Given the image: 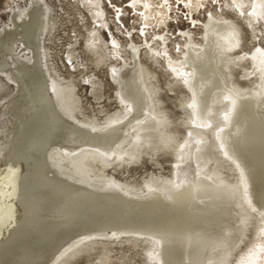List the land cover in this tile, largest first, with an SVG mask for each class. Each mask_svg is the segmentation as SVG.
Here are the masks:
<instances>
[{
	"label": "bare ground",
	"instance_id": "obj_1",
	"mask_svg": "<svg viewBox=\"0 0 264 264\" xmlns=\"http://www.w3.org/2000/svg\"><path fill=\"white\" fill-rule=\"evenodd\" d=\"M233 2L243 16L229 7L199 18L195 38L184 39L196 45L187 61L170 52L192 73L189 92L146 49L133 61L127 45L143 38L115 36L122 55L113 57L97 27L112 21L103 0L4 1L0 76L12 82L0 79V170L19 171L5 189L15 224L0 227V264H264V56L253 60L248 42L253 29L264 32V0L218 5ZM17 7L23 21L14 19ZM140 10L151 31L159 9ZM241 33L248 39L230 49ZM59 44L68 76L55 65ZM193 93L196 124L210 127H192L185 108ZM160 157H169L168 173L147 171L136 184L124 175L144 159L160 168Z\"/></svg>",
	"mask_w": 264,
	"mask_h": 264
},
{
	"label": "snow or ice",
	"instance_id": "obj_2",
	"mask_svg": "<svg viewBox=\"0 0 264 264\" xmlns=\"http://www.w3.org/2000/svg\"><path fill=\"white\" fill-rule=\"evenodd\" d=\"M20 0H17V4H19ZM109 7L114 12V17L112 18L111 23H104L99 24L97 27H99L102 30H105L108 35V43L111 45L113 50V57L117 60L121 58V55L119 53V43L115 36H124L127 39H132L135 35L137 38H143V44L139 45V47L135 44L129 43L127 47L131 50L133 53V61L138 59V56L136 53L142 48L146 49L148 51V54L155 58L156 60L162 59L164 64L167 66L168 70L171 72V77L169 79L173 80L175 86L177 89L180 88H186L188 91H191L190 80L189 76L192 75L189 71H186L182 67V61L180 59L173 60L172 56L170 55V52H174L177 57H181L182 60L187 61L188 59V48L196 47V45H190L189 43H184V39L187 38L189 41L195 38L194 34L199 29L200 26V19L204 15H206L209 19L213 16V9L217 12H221L224 9H227L231 7L234 11H237L240 13L241 16L244 15L241 5L236 4L233 2L231 6H229L227 3L223 5H218V0H196L195 3V12H193V0H159L158 4L151 5L148 3V0H127L125 3L124 0H116L115 3H113V0H109ZM143 9H149L152 7H155L159 9L156 13V17L158 18V22L152 25L151 31L149 30V26L144 23V20L147 19L145 17V12L143 10L138 11V8ZM255 8V4H253V9ZM130 10V11H129ZM207 10V11H205ZM15 11L18 13L17 16L14 17V19H19L23 21L25 17V11L21 10L19 7L15 9ZM254 13L250 12L249 16L253 15ZM99 15V13H97ZM139 16L142 18L141 20L137 21L136 17ZM125 20H128V25L125 26ZM139 25V31L136 32V26ZM169 25H172L171 30H169ZM186 25V27H184ZM114 26V27H113ZM258 27V25H256ZM249 27L251 26V22H249ZM4 31H8L7 27H3ZM159 33L157 35H152V32ZM151 36V39L148 37ZM253 39L249 40V43H254L256 47L253 49L252 52V59H256V54L259 53L262 56H264V32L256 33L253 29L252 31ZM247 35L244 33L240 34L239 39L236 40L235 43H231L229 48H236L239 49L243 42L247 40ZM208 36L207 32L205 31V41L207 42ZM171 41H176L174 44H172L171 48H169V43ZM94 42H89V45L85 46V49L82 50V54L87 56V48L90 45H93ZM154 45H158V47H155ZM23 45L20 46L19 49H17L18 52H22ZM225 53H221L223 56ZM45 58L49 55L48 52L44 53ZM69 64H72L73 62L71 60L68 61ZM229 69L230 65L225 64L221 71L223 74V80L224 83L227 84L229 76ZM115 69H112V74L115 77ZM18 76L21 74H17ZM0 79L6 80L8 84H11V78L9 77H3L0 76ZM17 85L19 86L20 80H16ZM85 84L88 83L87 80L84 81ZM117 97H120V93L117 92ZM228 97L225 96V100H227ZM6 102V101H5ZM120 103L124 106L125 111H131V105H128L125 103L123 99H120ZM181 107H184L183 105ZM188 109H191L192 111L189 113L191 117V124L193 128L196 127H210V125L204 124V125H197L196 124V104H195V94L193 93V100L192 102L188 103L185 111ZM130 119V117H129ZM225 119H227V116H225ZM113 124H116V121H112ZM127 123V121H125ZM179 121H177V127L179 129ZM121 127L123 125H120ZM217 133L221 131V129H216ZM189 137H191L192 132L189 131L187 133ZM217 140H219V136H217ZM181 149H183L184 145H180ZM219 149L221 152H223L224 156L228 159H231L228 152L225 151L224 144H219ZM112 155V154H109ZM117 159H120V157H117ZM233 163L236 165V168L239 169L240 165L236 163V161H233ZM173 167H180L179 164L172 165ZM19 171L18 168L13 167L11 164H6L5 167L0 170V227H3L5 225L11 227L15 224V215H14V209L13 205L11 204H5L4 197L5 195H12V193H6L5 189L8 186H12L15 188L16 185V173ZM241 178L243 179V174L241 175ZM175 187V185H174ZM264 206V205H262ZM6 209V211H5ZM115 236V233H113ZM261 255H264V250H261ZM154 264H164V262L158 261L154 262ZM253 264H262L260 261V258L257 257L255 261H253Z\"/></svg>",
	"mask_w": 264,
	"mask_h": 264
},
{
	"label": "rangeland",
	"instance_id": "obj_3",
	"mask_svg": "<svg viewBox=\"0 0 264 264\" xmlns=\"http://www.w3.org/2000/svg\"><path fill=\"white\" fill-rule=\"evenodd\" d=\"M4 1L5 0H0V23H2L5 19H6V17H5V10H6V8H4L3 9V7H4ZM116 2V0H113V3H115ZM124 2L126 3L127 2V0H124ZM173 2H174V0H173ZM103 5H104V7H105V9H106V11H107V15H108V17L109 18H113L114 16V12H113V10L109 7V0H103ZM130 11V10H129ZM113 16V17H112ZM200 19H202V18H200ZM110 23H111V21H110ZM128 25V20H125V26H127ZM170 26V25H169ZM69 27V25H67L66 26V28L65 29H70V28H68ZM171 27H172V25H171ZM184 27H186V25H184ZM136 29H137V27H136ZM60 30V29H59ZM58 30V32H60ZM70 33H72V31H70ZM104 33H105V31H104ZM107 33V32H106ZM105 33V36H107V34ZM63 36V35H62ZM62 39V38H61ZM124 39V38H123ZM63 42H65V37L63 36ZM54 49H56V52H57V56L54 58V60H55V65H56V67H57V69L59 70V72L62 74V75H64V76H68V74L70 73V71H69V69H70V65H65L63 62H62V60H61V57H60V55L62 54V50H63V46H61V44H59L56 48H54ZM59 52V53H58ZM64 58V59H63ZM62 59L65 61H67L68 62V60L66 59V57H63ZM69 68V69H68ZM99 74H101V73H99ZM80 85H81V81H80V83H79ZM79 87V93L82 95V98H85V90H84V88H80L81 86H78ZM106 93H108V94H110L111 93V89H108V88H106ZM88 99V97L86 98V99H84V103L86 102V100ZM11 136V135H10ZM169 157H160V162H161V165H160V168H155L149 161H147V160H143V162L141 163V164H139V165H137V166H133V169H132V167H131V170L128 172V173H124V175L125 176H129V175H131L129 178H128V180L129 181H131L132 183H139V182H141V175H143V174H146V173H148L147 171H154L155 172V170H156V172L157 171H160V173H164V174H166V173H168L170 170H169V168H168V165H169V161L167 160ZM147 163V164H146ZM132 171V172H131ZM145 172V173H144ZM132 173V174H131ZM88 264V262L87 261H85V260H83L81 257L80 258H78L77 260H76V264ZM45 264V263H44Z\"/></svg>",
	"mask_w": 264,
	"mask_h": 264
}]
</instances>
